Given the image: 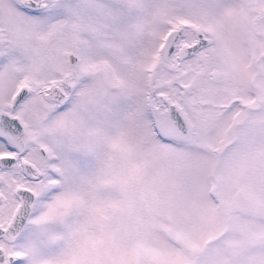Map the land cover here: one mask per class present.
I'll list each match as a JSON object with an SVG mask.
<instances>
[{"label":"rangeland","instance_id":"1","mask_svg":"<svg viewBox=\"0 0 264 264\" xmlns=\"http://www.w3.org/2000/svg\"><path fill=\"white\" fill-rule=\"evenodd\" d=\"M117 3L120 44L110 45L113 58L101 62L100 84L111 104L86 110L67 129L69 155L60 165V190L38 221L42 243L33 249L35 264H264V101L258 107L261 102L251 100L252 119L228 149V132L244 116L236 103L217 111L191 107L205 131L203 140L193 138L201 145L161 141L141 126L135 105L147 84L145 68L158 59L154 49L167 18L204 14L216 43L241 69L264 45L262 31L253 29L255 21L264 31V20L256 21L249 0ZM107 14L76 27L110 38ZM161 69L171 89L174 71L169 64ZM204 88L212 99H228L210 84ZM238 88L244 98L254 92L245 83Z\"/></svg>","mask_w":264,"mask_h":264},{"label":"snow or ice","instance_id":"2","mask_svg":"<svg viewBox=\"0 0 264 264\" xmlns=\"http://www.w3.org/2000/svg\"><path fill=\"white\" fill-rule=\"evenodd\" d=\"M118 8L117 0H0V264H35L38 221L60 190L57 166L69 155L67 129L86 110L110 107L101 62L120 44ZM105 10L110 38L76 27ZM210 47L185 25L169 38L167 60L194 69ZM174 86L183 92L182 81ZM163 108L183 131L177 109Z\"/></svg>","mask_w":264,"mask_h":264},{"label":"flooded vegetation","instance_id":"3","mask_svg":"<svg viewBox=\"0 0 264 264\" xmlns=\"http://www.w3.org/2000/svg\"><path fill=\"white\" fill-rule=\"evenodd\" d=\"M249 1L252 12L256 13V21L260 20V18L264 20V0L262 4L259 3V0ZM203 15L204 14L200 15L202 16V19L200 18L199 20L187 16L175 17L173 21L169 18L165 20V28L161 32L160 40L154 49V56L158 59L151 58V64L146 66L145 72L146 76H148L147 84L145 88L141 89L142 93L141 97L139 96L140 100H137V102L135 101V105H139V112H136V117L140 118V121H143V124H141V122L140 124L141 126L144 125L145 131H147L149 126V130L160 138L161 141L189 144L196 142L201 145V140L204 139L205 131L202 128H199L197 122L199 118L198 116L195 117L192 115V113L195 112L193 109H198V112H200L201 108L208 105V107L212 109L214 108L217 111L218 108H227L236 103L242 108L244 116L242 122L236 120L233 127L228 132L231 139L224 144V147H226L225 149H228L232 144H237L242 138L241 133L244 128H246L243 122L252 119L250 118L251 115L249 110L250 108L252 109L253 106L250 104L251 100L261 102L258 103V107H260L264 101V67L261 65L262 60H264V45L258 49L257 53H252L250 66L241 69L230 61L226 47L216 43V29L205 19V17H203ZM169 25H171V31L168 30ZM185 25L189 26L196 32L203 33L211 45L208 55L205 56L206 59L204 57L203 64L194 69L169 63L167 60V48L165 50L166 57L162 55L161 52L162 45L166 41L168 34L170 32H176ZM253 29L257 32L262 31V35L264 36V31L258 30L255 21L253 23ZM167 64H169L174 71V76L171 79V89L167 87L168 85L165 78H163L161 69L162 65L164 66ZM154 71H157V73ZM201 78H205L204 83L200 80ZM177 81L183 82V92L174 86ZM198 82L200 84H198ZM244 83L254 89L253 94L250 95L249 98H244L243 96L236 94L239 90L238 87ZM208 84L213 87L214 93H218L219 95L227 93L228 99L219 101L212 99L213 97L211 96L210 91L204 88ZM229 85L232 89L227 92L225 91V87ZM174 89L176 91H172ZM165 102L170 106H174L182 116V119L185 122L183 131H191L188 138L184 137L182 140L173 137L161 139L162 136L157 129L158 120L166 123V129L172 130L175 127L180 128L175 120V115L170 114V109L163 108ZM191 107L194 108L191 109ZM255 109L259 108L256 107ZM198 112L195 113L197 114ZM197 136L201 137V140L193 139ZM222 160L223 156H218L217 163H220ZM57 170L61 172V166H57ZM60 186L61 185H59V188Z\"/></svg>","mask_w":264,"mask_h":264},{"label":"water","instance_id":"4","mask_svg":"<svg viewBox=\"0 0 264 264\" xmlns=\"http://www.w3.org/2000/svg\"><path fill=\"white\" fill-rule=\"evenodd\" d=\"M161 123L163 124L164 122L161 121ZM164 124L166 125V123H164ZM157 127H158L160 134L163 135L164 137L174 136L180 140L183 139L184 136H186V138H188V136L191 132L190 130H186L185 132L181 131V129L179 127H175L172 130L166 129V128L161 127L159 123H158ZM186 132H188V133H186Z\"/></svg>","mask_w":264,"mask_h":264}]
</instances>
